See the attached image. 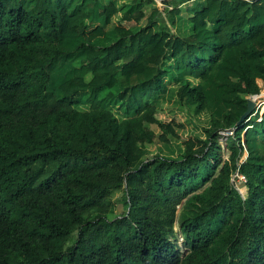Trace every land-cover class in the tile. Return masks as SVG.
<instances>
[{"label": "trees", "instance_id": "obj_1", "mask_svg": "<svg viewBox=\"0 0 264 264\" xmlns=\"http://www.w3.org/2000/svg\"><path fill=\"white\" fill-rule=\"evenodd\" d=\"M160 1L0 0V264H264V0Z\"/></svg>", "mask_w": 264, "mask_h": 264}, {"label": "rangeland", "instance_id": "obj_2", "mask_svg": "<svg viewBox=\"0 0 264 264\" xmlns=\"http://www.w3.org/2000/svg\"><path fill=\"white\" fill-rule=\"evenodd\" d=\"M156 3H157L158 9L163 13L164 12L163 11L164 6L159 1H156ZM169 12L177 13L178 8L177 9L169 8ZM201 18L202 17H200L199 20L203 23L204 21ZM161 19L167 20V24H168L167 13L162 14ZM119 20H120V22H119ZM119 20L117 21V22H119L118 28H120L124 32H127V30L130 29L134 25L148 23V17L144 14L135 15L133 17H125V18L119 19ZM80 31L83 32L82 29H80ZM84 32H85L84 36L87 38V40H89L91 42L93 40H95L96 38H99L100 36H102V32L95 29L94 27H91ZM259 86H260V90L257 89L259 91V92L257 91V94L260 96L259 101L261 102V105L259 107V111L262 112V111H264V85L261 83V84H259ZM169 109H170V106L169 107L167 105L163 106L162 110H160L156 115L157 122H160L161 125L164 127L166 125L170 124L174 128V130H176V131L181 130V132L179 134L176 133L177 138L184 145H186L189 150L195 151V152H199L200 150H202L205 147V145L199 144V143H196L195 141H193V139L191 138L192 136L190 134V132L194 131L193 124L196 123L195 119L186 118V115L184 113L175 112L172 114V113H170ZM219 142H220V146H221V153H222L223 159L226 160L228 153L226 150V142L224 141V137L221 136V139ZM245 157H246V154L243 155L242 160ZM234 185L237 186L235 189L238 188L239 194L244 196L246 193V188H245L244 184H238V182H235ZM112 195L116 200H121V192H113ZM118 207H119V212H120L122 207L120 205H118ZM175 231L178 232L177 227H176ZM177 246H178V248H180V251L182 253L185 251V248L182 246V238H181L180 234H178V233H177Z\"/></svg>", "mask_w": 264, "mask_h": 264}, {"label": "built area", "instance_id": "obj_3", "mask_svg": "<svg viewBox=\"0 0 264 264\" xmlns=\"http://www.w3.org/2000/svg\"><path fill=\"white\" fill-rule=\"evenodd\" d=\"M250 98H252L253 101H254V103H255V112H254L253 115H252V116H254L255 113L259 110V107H260V105H261V102L259 101L260 96H259V95H254V96H251ZM262 113H263V111H262V112L260 111V115H261ZM252 116H251V117H252ZM259 120H260V118H259L257 121H259ZM231 135H232V132H230V131H220V132H219V141H220L221 136H222V137H224V141L226 142L227 138H228L229 136H231ZM219 143H220V142H219ZM231 182H232L234 188H236L237 186L234 185L235 182H238V184H244V183L246 182V180H245V178H244L243 176H241V175H239L238 173H236V174H234V175L232 176V178H231ZM236 190H238V188H237Z\"/></svg>", "mask_w": 264, "mask_h": 264}, {"label": "water", "instance_id": "obj_4", "mask_svg": "<svg viewBox=\"0 0 264 264\" xmlns=\"http://www.w3.org/2000/svg\"><path fill=\"white\" fill-rule=\"evenodd\" d=\"M161 2L160 0H156ZM250 2H255L256 0H249ZM255 112V103L252 98L247 99V105H246V111L243 113V115L240 117L238 122L236 123V126H241L245 122L249 120V118L253 115Z\"/></svg>", "mask_w": 264, "mask_h": 264}, {"label": "crops", "instance_id": "obj_5", "mask_svg": "<svg viewBox=\"0 0 264 264\" xmlns=\"http://www.w3.org/2000/svg\"><path fill=\"white\" fill-rule=\"evenodd\" d=\"M263 84L264 85V81L262 79H257L256 80V85L260 88L259 84Z\"/></svg>", "mask_w": 264, "mask_h": 264}, {"label": "clouds", "instance_id": "obj_6", "mask_svg": "<svg viewBox=\"0 0 264 264\" xmlns=\"http://www.w3.org/2000/svg\"><path fill=\"white\" fill-rule=\"evenodd\" d=\"M264 112V111H263Z\"/></svg>", "mask_w": 264, "mask_h": 264}]
</instances>
